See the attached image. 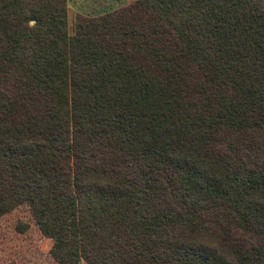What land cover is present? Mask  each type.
Masks as SVG:
<instances>
[{"label":"trees","instance_id":"16d2710c","mask_svg":"<svg viewBox=\"0 0 264 264\" xmlns=\"http://www.w3.org/2000/svg\"><path fill=\"white\" fill-rule=\"evenodd\" d=\"M41 192L59 264H264V0H0V219Z\"/></svg>","mask_w":264,"mask_h":264},{"label":"rangeland","instance_id":"374dc122","mask_svg":"<svg viewBox=\"0 0 264 264\" xmlns=\"http://www.w3.org/2000/svg\"><path fill=\"white\" fill-rule=\"evenodd\" d=\"M133 0H68L69 24L73 29L80 13L100 15ZM27 206L0 219V264H59L51 253L53 237L43 223L48 195L38 193ZM24 222L26 230L17 229Z\"/></svg>","mask_w":264,"mask_h":264},{"label":"water","instance_id":"95a60500","mask_svg":"<svg viewBox=\"0 0 264 264\" xmlns=\"http://www.w3.org/2000/svg\"><path fill=\"white\" fill-rule=\"evenodd\" d=\"M32 23H34V21H32Z\"/></svg>","mask_w":264,"mask_h":264}]
</instances>
